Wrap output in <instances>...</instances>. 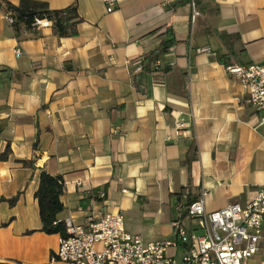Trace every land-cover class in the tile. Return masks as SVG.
I'll return each instance as SVG.
<instances>
[{
  "label": "crops",
  "instance_id": "1",
  "mask_svg": "<svg viewBox=\"0 0 264 264\" xmlns=\"http://www.w3.org/2000/svg\"><path fill=\"white\" fill-rule=\"evenodd\" d=\"M2 1L0 154L10 151L0 198L19 195L0 202V261L64 264L50 262L60 234L41 231L42 168L64 179L58 219L121 212L145 241L175 240V220L196 232L186 204L203 193L213 212L264 185V124L226 69L264 67V0H199L194 19L191 2L172 7L180 0H118L111 12L103 0H33L76 5L78 34L63 38L51 25L16 35ZM165 27L177 39L164 55L169 71H137ZM32 158L35 169L20 162ZM167 252L179 259L182 248ZM243 264H264V221Z\"/></svg>",
  "mask_w": 264,
  "mask_h": 264
},
{
  "label": "built area",
  "instance_id": "2",
  "mask_svg": "<svg viewBox=\"0 0 264 264\" xmlns=\"http://www.w3.org/2000/svg\"><path fill=\"white\" fill-rule=\"evenodd\" d=\"M106 11H113L118 0H103ZM192 19L198 12L191 0ZM11 24L10 16H5ZM37 26H49L45 19ZM204 51V50H202ZM160 61L155 63L159 66ZM141 71L140 63H135ZM227 71L239 79L248 103L264 124V67L257 63L231 65ZM180 126V124H179ZM104 197L103 192L99 193ZM187 215L201 233L189 231L179 220L173 222L176 239L173 241H145L139 234L126 230L124 215L110 212L101 216L92 213L83 223L71 218L63 221L65 235H60L57 249L50 262L64 264H243L259 250L264 221V185L254 197L242 205L232 202L213 212L205 210L204 193L186 207ZM182 248L179 259L168 254V249Z\"/></svg>",
  "mask_w": 264,
  "mask_h": 264
},
{
  "label": "trees",
  "instance_id": "3",
  "mask_svg": "<svg viewBox=\"0 0 264 264\" xmlns=\"http://www.w3.org/2000/svg\"><path fill=\"white\" fill-rule=\"evenodd\" d=\"M195 8L199 0H193ZM6 8V13L11 17V25L15 29L16 35L19 34L21 27L34 28L37 26V20H48L51 22V26L55 34L59 38L72 37L78 34V24L82 21L79 16L76 5L68 6L64 9L52 10L49 9L45 2L33 1V0H21L18 5L10 3L9 1H2ZM191 0H180L172 7H175L182 3H190ZM1 4V3H0ZM224 34H220V38L223 40ZM177 43L175 33L171 27H165L161 31V40L155 49L147 52L139 61L141 72L164 74L169 71L170 66L164 60V55L168 52L169 48ZM220 61H223V56L218 57ZM160 61L159 66L155 67V63ZM226 63V62H225ZM133 83L137 85L135 81V75H133ZM34 145V149H35ZM9 144L6 146L4 152L0 154V160H6L9 155ZM23 166L31 167L35 169V158L30 160L20 161ZM64 179L61 175H51L45 169H40V176L38 187L34 193L35 198L38 201L39 215L42 223L41 231L47 234L58 233L65 235L64 223L58 219V214L63 209V204L60 200L61 195L64 193ZM18 195L11 198H0V202L6 201L10 206H13ZM190 203V202H189ZM186 204V207L188 204ZM0 264H22L17 260H4L0 261Z\"/></svg>",
  "mask_w": 264,
  "mask_h": 264
},
{
  "label": "rangeland",
  "instance_id": "4",
  "mask_svg": "<svg viewBox=\"0 0 264 264\" xmlns=\"http://www.w3.org/2000/svg\"><path fill=\"white\" fill-rule=\"evenodd\" d=\"M196 233L199 234V233H201V231L200 230H197Z\"/></svg>",
  "mask_w": 264,
  "mask_h": 264
}]
</instances>
